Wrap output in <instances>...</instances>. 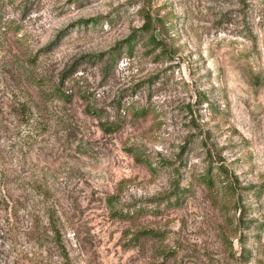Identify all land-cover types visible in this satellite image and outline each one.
Here are the masks:
<instances>
[{
	"label": "rangeland",
	"instance_id": "rangeland-1",
	"mask_svg": "<svg viewBox=\"0 0 264 264\" xmlns=\"http://www.w3.org/2000/svg\"><path fill=\"white\" fill-rule=\"evenodd\" d=\"M0 264H264V0H0Z\"/></svg>",
	"mask_w": 264,
	"mask_h": 264
},
{
	"label": "trees",
	"instance_id": "trees-1",
	"mask_svg": "<svg viewBox=\"0 0 264 264\" xmlns=\"http://www.w3.org/2000/svg\"><path fill=\"white\" fill-rule=\"evenodd\" d=\"M150 21H148L147 23V26L144 27V29L142 30V32L144 33H147L148 32V29H149V26H150ZM137 35H138V32H136L130 39H128L127 43H126V51L128 53H132L133 50H134V43L135 41L137 40ZM115 129H111L110 131H114ZM231 191L234 190V188H232L231 186L229 187ZM52 231H53V234L55 236H58L59 235V231L55 228V227H52Z\"/></svg>",
	"mask_w": 264,
	"mask_h": 264
}]
</instances>
